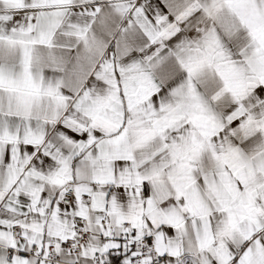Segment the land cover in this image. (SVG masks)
I'll list each match as a JSON object with an SVG mask.
<instances>
[{"label": "snow or ice", "instance_id": "1", "mask_svg": "<svg viewBox=\"0 0 264 264\" xmlns=\"http://www.w3.org/2000/svg\"><path fill=\"white\" fill-rule=\"evenodd\" d=\"M0 264H264V0H0Z\"/></svg>", "mask_w": 264, "mask_h": 264}]
</instances>
